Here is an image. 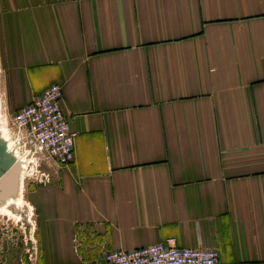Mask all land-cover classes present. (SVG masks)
<instances>
[{
    "label": "crops",
    "instance_id": "obj_1",
    "mask_svg": "<svg viewBox=\"0 0 264 264\" xmlns=\"http://www.w3.org/2000/svg\"><path fill=\"white\" fill-rule=\"evenodd\" d=\"M0 9L9 115L59 85L75 155L24 186L29 236L0 218V264H103L172 239L264 264V0Z\"/></svg>",
    "mask_w": 264,
    "mask_h": 264
},
{
    "label": "built area",
    "instance_id": "obj_2",
    "mask_svg": "<svg viewBox=\"0 0 264 264\" xmlns=\"http://www.w3.org/2000/svg\"><path fill=\"white\" fill-rule=\"evenodd\" d=\"M62 97L61 87L51 85L14 116L11 135L16 139L18 149L25 148L20 155L26 156L32 149L39 160H51L63 166L73 163L74 135L60 108ZM47 178L45 175L44 180ZM36 253L33 247L26 250L31 260ZM103 261V264H219V253L216 250L178 248L172 239L165 244L132 251L108 252Z\"/></svg>",
    "mask_w": 264,
    "mask_h": 264
},
{
    "label": "rangeland",
    "instance_id": "obj_3",
    "mask_svg": "<svg viewBox=\"0 0 264 264\" xmlns=\"http://www.w3.org/2000/svg\"><path fill=\"white\" fill-rule=\"evenodd\" d=\"M1 9H0V16H1ZM2 74H3V66L0 58V114L2 119H4L7 130L9 132V139L11 141V147L16 149V153H18V157L21 158L22 161L25 162L26 168L24 169L25 172V180H24V186H26L30 182H40V180L45 179V171L43 170V162L44 160H39L38 155L33 153V150L30 149L31 151L26 154V156H22L20 154L24 153L23 147H20L18 149L17 147V141L14 138V136L11 135L13 129H12V121H13V116L9 115L8 109H7V98L5 96V92H3L2 85H1V80H2ZM13 117V118H12ZM8 150V148H7ZM24 159V160H23ZM26 190V189H25ZM24 192V190H23ZM22 203L21 204H14L13 206L7 207L9 212L12 214V216H4L3 214H0V218H5L9 220L6 224L11 227L15 228L14 232H23L25 235L27 234L29 236L30 231H32V224H31V209L29 207V204L26 203V201L23 198L22 194ZM1 207V205H0ZM29 221V222H28ZM14 230V229H13Z\"/></svg>",
    "mask_w": 264,
    "mask_h": 264
},
{
    "label": "water",
    "instance_id": "obj_4",
    "mask_svg": "<svg viewBox=\"0 0 264 264\" xmlns=\"http://www.w3.org/2000/svg\"><path fill=\"white\" fill-rule=\"evenodd\" d=\"M20 166L0 137V200L15 196Z\"/></svg>",
    "mask_w": 264,
    "mask_h": 264
},
{
    "label": "bare ground",
    "instance_id": "obj_5",
    "mask_svg": "<svg viewBox=\"0 0 264 264\" xmlns=\"http://www.w3.org/2000/svg\"><path fill=\"white\" fill-rule=\"evenodd\" d=\"M3 117V116H2ZM1 114H0V137L3 142L7 145L8 152L12 154V156L15 158V160L18 162L20 166V172L18 175V187H17V192L15 196H12L10 198H7L5 200H0V214H3L4 216H12V214L9 212L7 207L13 206L14 204H21L22 203V194L24 190V179H25V172L24 169L26 168V164L24 161L21 160L20 157H18V153L16 149L11 147V141L9 139V132L7 130L5 121L3 118L2 119ZM24 160V159H23Z\"/></svg>",
    "mask_w": 264,
    "mask_h": 264
}]
</instances>
